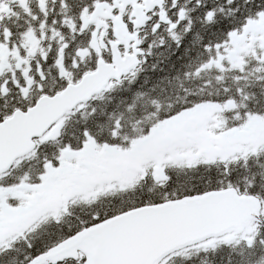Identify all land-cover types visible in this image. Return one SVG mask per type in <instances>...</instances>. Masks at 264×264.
I'll return each mask as SVG.
<instances>
[{
  "label": "snow or ice",
  "instance_id": "obj_1",
  "mask_svg": "<svg viewBox=\"0 0 264 264\" xmlns=\"http://www.w3.org/2000/svg\"><path fill=\"white\" fill-rule=\"evenodd\" d=\"M0 264H264V0H0Z\"/></svg>",
  "mask_w": 264,
  "mask_h": 264
}]
</instances>
